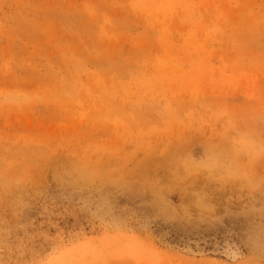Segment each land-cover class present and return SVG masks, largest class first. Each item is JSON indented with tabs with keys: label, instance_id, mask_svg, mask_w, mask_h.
<instances>
[{
	"label": "rangeland",
	"instance_id": "rangeland-1",
	"mask_svg": "<svg viewBox=\"0 0 264 264\" xmlns=\"http://www.w3.org/2000/svg\"><path fill=\"white\" fill-rule=\"evenodd\" d=\"M0 264H264V0H0Z\"/></svg>",
	"mask_w": 264,
	"mask_h": 264
}]
</instances>
